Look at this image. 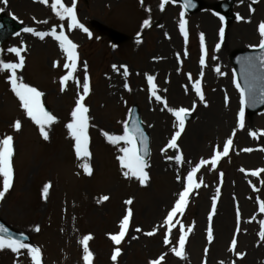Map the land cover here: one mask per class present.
Wrapping results in <instances>:
<instances>
[{
  "label": "rangeland",
  "instance_id": "1",
  "mask_svg": "<svg viewBox=\"0 0 264 264\" xmlns=\"http://www.w3.org/2000/svg\"><path fill=\"white\" fill-rule=\"evenodd\" d=\"M203 1L206 7L202 11L185 13L187 41L179 32V13L183 9L177 3L169 2L161 10L160 0H143V3L141 0H75L78 21L89 29V37L79 29L68 30V21H60L52 12L51 0L47 5L39 0L0 2V13L24 27L50 31L55 25L59 32L63 25L66 35L78 45L79 65L74 75L81 83L85 74L83 65H88L90 93L84 102L89 108L91 176L78 166L74 141L65 127L82 88L69 80L67 89L60 90L59 80L67 70L63 68L65 57L58 42L51 37L40 40L22 30L0 48V60L4 62H18L14 54L7 52L8 48H25L21 53L24 67L17 74L23 82L43 93L41 103L57 118L49 127V139L45 141L12 93L8 73L0 72V137L12 135L15 150L14 181L0 200V218L11 228L30 236V245L41 249L42 264H83L82 245L78 241L84 235L93 237L89 241L93 264H113L111 254L117 246L108 235L119 231V222L128 208L133 216L129 232L118 246L121 249L118 264H149L161 256L164 257L161 264H264V240L259 236L260 221L264 220V213L259 211V203L264 202V173L256 177L249 175L253 170L264 169V151L260 150L264 148V136L249 135L253 130L258 134L264 131V111L251 119L245 117L243 129L237 126L240 95L229 61L233 50L259 47L258 25L264 22V0H235L236 20L231 24L222 22L213 11V5L222 0ZM62 2L71 6L73 0ZM237 16L242 19L238 20ZM146 18L150 20L147 28L142 27ZM92 20L124 34L128 41L115 47L108 38L90 28ZM221 27L223 37L219 34ZM201 34L205 38L204 66L199 63ZM56 61L59 67H53ZM121 66H127V77L123 76ZM147 75L155 77L157 94L167 106L150 95ZM196 79L201 80L207 106L199 101L192 88ZM125 83L130 91L124 87ZM194 104L195 110L191 111V118L177 141L184 158L183 163L177 164L174 158L168 159L177 154L176 149L161 151L178 130L168 108L191 110ZM134 105L150 136L147 160L150 166L146 169L150 179L146 186L123 175L117 159L121 154L118 146L109 144L102 135L103 131L121 135ZM16 120L22 124L19 132L12 128ZM228 138L233 139L229 156L222 158L215 169L210 165L201 168L196 177L198 182H203L201 187L190 195L185 213L175 218L186 229H193L186 236L184 258L177 257L171 249L178 247L179 225L173 228L169 245L163 243L167 229L162 227L167 211L182 190L177 176H186L201 159H210L217 149L222 151ZM245 148L253 151L245 152ZM46 183L51 187L45 198ZM173 184L175 187L171 188ZM217 188H220L219 196ZM104 196L109 199L102 200ZM214 197L217 201L212 221L214 239L209 243L208 214ZM128 199H132L131 205L124 203ZM237 210L240 212L238 233ZM36 226L39 232L35 231ZM137 227L142 231L137 233ZM154 228L155 235H144ZM133 236L138 238L132 239ZM233 237L237 246L229 251ZM0 264H31V260L26 250H21L19 256L11 250H0Z\"/></svg>",
  "mask_w": 264,
  "mask_h": 264
},
{
  "label": "snow or ice",
  "instance_id": "2",
  "mask_svg": "<svg viewBox=\"0 0 264 264\" xmlns=\"http://www.w3.org/2000/svg\"><path fill=\"white\" fill-rule=\"evenodd\" d=\"M0 2L6 3V0H0ZM40 3L47 5L48 0H39ZM169 2L175 3V0H160L159 7L161 10H164L165 5ZM255 2V0H253ZM143 3V0H141ZM194 7L192 0H183L181 4V8L183 9L179 13V32L185 38V41L188 39V32L186 31V20H185V11L188 8ZM76 3L73 0L71 6H66L62 0H51V10L55 14V16L60 20H67V28L68 30L79 29L84 33H87L89 37H91V32L89 29L82 23L78 21V16L76 13ZM250 7V11H251ZM146 12H150V9H145ZM223 17H220V20L223 22ZM237 19H242L240 16H237ZM43 23H48L47 21H43ZM142 27H150V20L144 19L142 23ZM23 32L30 33L31 35L38 37L40 40H44L46 37H51L54 41L58 42L59 48L64 54L65 62L63 64V68L67 70L65 75H62L59 84L60 90L63 92L67 89V82L72 80L76 83L78 87L82 88V93H78V98L74 102V107L71 110L70 116L71 120L68 122L65 127L68 131V135L74 141V154L79 161L78 166L82 168L83 172L86 175L91 176L93 174L92 167L90 165L91 152H90V136H89V127H90V119H89V108L85 104V98L90 93V78L87 74L88 65L85 63L84 67V76L82 83L80 80L76 78L74 75L77 72L79 65V54H78V45L74 43L65 33L64 26L60 25L59 32L57 31V26L53 25L50 31H38L32 27H24ZM258 32L261 37L259 42V47L261 50H264V22H261L258 25ZM219 34L221 37L224 35V28L221 27L219 29ZM139 35V34H138ZM139 42V40H138ZM220 45L217 44L216 48L219 49ZM25 51L23 47H10L7 49L8 53L14 54L17 58L18 62H4L0 60V72H7V81L10 85L12 93L19 100L20 107L24 110L26 116L36 125L39 129L40 136L47 141L49 139L48 129L51 125L57 122V118L51 114L49 111L45 109L43 104L41 103V97L43 93L39 91L34 86H29L27 83L23 82V80L18 76L17 70H20L24 67V56L21 54ZM200 51L201 56L199 59V63L201 66L205 65V38L204 35H200ZM261 63L264 64V56L261 58ZM59 61L53 63V67H59ZM123 67V76L127 77L129 75V71L127 66ZM113 69L119 71L117 66L113 65ZM217 72L220 71L219 68L216 69ZM202 75V73H201ZM147 84L148 91L152 97H154L155 101L158 103H163L167 106L166 101L162 100V97L157 94V88L154 83L155 77L152 75H147ZM189 79H192L189 74ZM124 87L131 90L127 83L124 84ZM192 88L195 92V95L199 98L201 103H204L207 106V102L205 96L202 91V84L200 79H196L192 85ZM256 101H254L255 103ZM259 103H264V89L260 92ZM228 103V97H225V104ZM245 94L243 91L240 93V108L237 116V126L241 129L245 127ZM195 110V104L191 110L180 107L179 109L168 108V111L175 118L176 125L178 130L175 131L173 135H171L170 140L168 141L165 148H162V152H166L168 149H176L177 154L174 157H168V159H175L177 164H181L184 162V158L182 154L179 152L178 146V138L181 136L185 128V122L188 116L191 114V111ZM12 128L14 131L19 132L22 128V124L20 120H16ZM102 135L105 137L106 141L113 145L118 146V151L121 153L117 156L119 161L120 168L123 170V175L128 179H135L139 182L141 186H146L147 182L150 179L149 173L146 169L150 166L145 157L149 154L148 149V137L145 136L142 128L135 121H132V126L129 127L127 123L123 129V133L121 135L110 134L107 131H103ZM235 136V130L232 133ZM249 135L253 138H257V136H264V131L259 132L250 131ZM233 145V139L228 138L223 144L222 151L215 150L210 159H201L199 163H196L194 167L188 171L186 176H177V180L182 185V190L178 192V198L175 200L171 209L167 211V215L163 220L162 227L166 228L167 231L164 233L163 243L165 245L170 244V235L172 233L173 228L179 225V240L178 247H172L171 251L177 257L184 258L185 252V244H186V236L193 231L192 227L185 226L180 222V220L175 219L177 216H182L185 213L186 207L189 203L190 195L194 192V190L198 189L202 185V181L198 182L197 173L201 170L205 165H210L212 169H215L218 163L222 158L228 157L230 148ZM139 146H143V152ZM264 151V148L260 149ZM245 152L253 151L252 148L243 149ZM15 155L14 150V137L12 135H4L0 137V200L5 198V194L10 190L14 181V166H13V158ZM243 172L244 169H241ZM261 173H264V169L253 170L249 173L250 176L256 177L260 176ZM221 179L223 177V173L220 174ZM51 187L50 183H46L43 186V195L46 198ZM217 196L220 194V188L216 189ZM102 200H108L109 197L104 196L101 198ZM126 205H131L133 203L132 199H128L124 202ZM217 206L216 198L214 197L212 200V211L208 214L209 226L207 228V239L208 242L211 243L214 239V230L212 227L213 215L215 214ZM259 211L260 213H264V202L259 203ZM133 216V212L131 208H128L127 212L122 216V219L119 222V231L115 234H109L108 238L112 241L114 245L117 247L114 248L111 254V261L113 264H118V257L121 255V249L118 247L121 245L122 241H124L126 235L129 232L131 219ZM237 218V227L236 231L239 232L240 225V212L237 210L236 212ZM35 231L39 232V226H36ZM137 233L141 232L142 229L137 227L135 229ZM157 232V229L154 228L152 231L144 233L146 236H153ZM259 236L262 240H264V220L260 221V232ZM93 237L91 235H84L78 242L82 245V261L83 264H93L94 254L90 251L89 241ZM138 237L133 236L132 239H137ZM26 239V238H24ZM24 239H17L15 236L8 233V230L0 225V250H11L12 253L17 254L19 256L21 254V250H26V254L30 257L31 264H42L41 256L42 252L39 247L32 246L29 243L24 242ZM237 246V240L233 237L231 241V246L229 251L235 250ZM207 249H205V254H207ZM242 258V255H241ZM164 259L161 256L159 259L150 260L149 264H161V261Z\"/></svg>",
  "mask_w": 264,
  "mask_h": 264
},
{
  "label": "water",
  "instance_id": "3",
  "mask_svg": "<svg viewBox=\"0 0 264 264\" xmlns=\"http://www.w3.org/2000/svg\"><path fill=\"white\" fill-rule=\"evenodd\" d=\"M182 4L183 0H175ZM234 0H225L214 6L216 12L223 15L228 23H231L234 16L231 13V7ZM194 7L188 8L185 11L189 14L196 13L202 10L205 5L201 0H192ZM91 27L96 29L99 33L106 35L114 45H120L127 41V37L109 29L102 24L93 21ZM23 29V26L13 21L10 18H6L4 15H0V46L9 37L15 35ZM264 56V50L261 48L257 50L240 51L236 50L232 52L230 56L231 63L233 65L235 76L238 81L240 90L245 94L246 106L245 113L248 118H252L255 114L261 112L264 109V103H259L260 92L264 89V64L261 63V57ZM254 101H256L254 103ZM190 119L188 116L187 120ZM132 121H135L142 128L139 117V111L136 107L131 110L128 126H132ZM144 131V130H143ZM145 133V132H144ZM145 136L146 133H145ZM148 137V136H147ZM141 152H143V146H139ZM149 149V138H148ZM146 159L148 158L145 157ZM0 225L8 230V233L15 236L17 239H24V242L29 243V239L11 230L8 226L0 221Z\"/></svg>",
  "mask_w": 264,
  "mask_h": 264
},
{
  "label": "bare ground",
  "instance_id": "4",
  "mask_svg": "<svg viewBox=\"0 0 264 264\" xmlns=\"http://www.w3.org/2000/svg\"><path fill=\"white\" fill-rule=\"evenodd\" d=\"M170 187H171V188H174V187H175V184L171 185Z\"/></svg>",
  "mask_w": 264,
  "mask_h": 264
}]
</instances>
